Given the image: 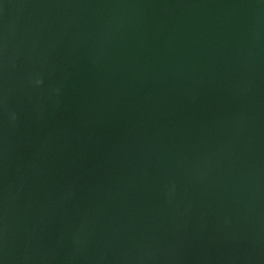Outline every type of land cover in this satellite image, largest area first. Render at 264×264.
<instances>
[{
    "label": "water",
    "instance_id": "95a60500",
    "mask_svg": "<svg viewBox=\"0 0 264 264\" xmlns=\"http://www.w3.org/2000/svg\"><path fill=\"white\" fill-rule=\"evenodd\" d=\"M0 264H264V0H0Z\"/></svg>",
    "mask_w": 264,
    "mask_h": 264
}]
</instances>
